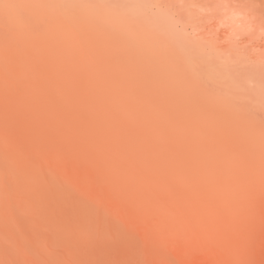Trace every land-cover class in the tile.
Returning a JSON list of instances; mask_svg holds the SVG:
<instances>
[{"label":"bare ground","instance_id":"1","mask_svg":"<svg viewBox=\"0 0 264 264\" xmlns=\"http://www.w3.org/2000/svg\"><path fill=\"white\" fill-rule=\"evenodd\" d=\"M192 2L200 7L196 13L221 20L240 12L251 18L252 31L264 28V0L146 3L159 15L181 11L185 26ZM33 3L46 10V31L40 30L46 37L26 48L25 58L18 45L23 37L9 34ZM127 3L122 11L104 9L100 0H0V35L9 36H0V264L138 260L134 233L124 231L116 210L126 213L132 229H151L144 244L153 264H180L166 257L171 241L187 256L193 246L203 249L207 264H249L257 256L264 231V122L237 102L231 87L214 83L207 90L204 77L210 71L215 80L216 73L191 64L169 31L145 22ZM70 15L85 19L82 26L73 18L72 25ZM243 18L236 19V32L245 28ZM22 30L21 36L31 32ZM37 76L47 84L34 83ZM47 141L58 149L51 158L43 154ZM63 159H73V166H56ZM92 172L101 185L87 180Z\"/></svg>","mask_w":264,"mask_h":264},{"label":"rangeland","instance_id":"2","mask_svg":"<svg viewBox=\"0 0 264 264\" xmlns=\"http://www.w3.org/2000/svg\"><path fill=\"white\" fill-rule=\"evenodd\" d=\"M100 1L102 3L100 5L104 9L108 10L109 9L108 7H110V9L118 8V9H121L122 11L124 8L120 4L126 3V1H127L128 2L127 4H130L132 7L134 6L135 10H140V11H138V13L140 14L141 17H143V15H144V21L145 22H148V19L150 21L152 20L155 24H157V26L161 27L163 30L171 32V34H168L169 32H167L168 37L171 36L173 38L174 43L177 46H179V48L181 50L188 51L190 58L192 56L191 64H193L192 62H195L193 65L196 64L198 66V68L203 67L202 68L203 70L205 68V72H206V69L211 68L214 71V73H216V75L214 74V76H215V80H214L213 78L211 79L212 76L209 75L211 73L209 70H207V71H209V74H208L207 78L204 77L205 79H208V82L206 80H204V84H206L205 87L206 86L209 88L212 87V88H210L212 90L213 88H215L214 83H216L215 86L217 84H219V86L223 87L222 85H224V89H226V90L228 89V87H231V90L232 89L235 90V91H233V93L236 96L237 102L240 103V105L242 104L243 106L244 105L247 106L249 104L248 106L251 108L250 109L251 114L255 116L256 121L258 120V122H259V120H260L261 123L263 124V122H264V28H261V27L258 28L257 27V28H255L254 31H252V29H249L248 28V25L250 26L249 20H251V18L249 16L246 17L243 13L241 14L240 12L231 11L230 13L225 15L220 20L219 18H213V16H207L205 13L200 14L201 13L199 10L200 7H198V8H196L197 6L193 7L194 3L192 2L191 3L192 5L190 4V6H191L190 9H192L193 11L191 12V10L189 9V11H190L189 14H190V18H191L190 21H192L191 23L194 25H192L190 23V24L184 26V24H182L179 21L180 16L183 14L181 11H179V10L174 11L173 10V11H171L172 13L171 12L168 14L160 13L162 15H159V13L153 11L155 9L149 10L147 8L146 2L148 0H104V2L102 0H100ZM129 1H130V3H129ZM115 2L117 3V5L114 4ZM136 3H138V4H136ZM36 4L38 6L35 5V3H33L31 5H27V6L22 8L23 10H25V12H28V13H26L25 16H23L24 17L22 19L23 23L17 24L15 26V31L13 29L14 27L9 28V30L11 32L14 31L13 33H11V35L9 34V32H6V30L9 31L8 29L5 28V30H4V32L8 33L9 36H12L13 34L16 33L15 35H17L18 37H23V38H20L21 39L20 41H22V40H24V41L22 43L20 41H18L21 44V45L20 44H18V45H19V47H21V52L23 53L24 56L28 54L25 51V49L26 48L29 49L31 47L36 46L35 44L37 43V40H40L42 35H44V34H41V31L43 33H45V31H46V28H44V26L42 24L43 22L46 21V17H47L46 14H45L46 17L44 16V13L46 12V10L41 7L39 9H41V11H43V13L42 12L38 13V11H39L38 7H40V6L38 3H36ZM110 5H112V6H110ZM64 6L67 7L68 5L66 4ZM44 7L46 8L47 5H44ZM48 7H49V5H48ZM141 7H142V10L145 8L146 9L144 11H142L141 9H139ZM193 8L195 9V11ZM42 9H44V10H42ZM49 9H50V7H49ZM196 9H198V11ZM51 11H52V9H51ZM149 11H152L153 13L149 12ZM25 12L22 11V15H24ZM33 12L35 14H39L38 15L39 17L36 16ZM70 12H72V11H70ZM70 12H68V13H70ZM193 12H195V13H193ZM196 12H200V13H196ZM52 13H54V11ZM98 13L100 14V12H98ZM174 13H175V15L173 16ZM179 13H181V14H179ZM191 13H193V15H192L193 17H196V15L198 14L196 20H198V17H199V19L200 18L201 19L196 21V20H194L195 18H193V20H192ZM31 14H33L32 19L31 18L28 19L27 16L30 17ZM40 14H42V17ZM54 14L56 15L57 12ZM66 14H67V11H66ZM72 14L73 13H71V15ZM170 14H172V16ZM199 14H200V16H199ZM240 14L242 15V17L240 16ZM63 15L64 14L61 15V18H65L64 16H66V15H64V16ZM100 15H102V14H100ZM155 15H156V17H155ZM168 15H170L169 18L171 17L173 19H171V18L169 19ZM203 15H206V17ZM238 15H239V17H238ZM70 16H68V17H70ZM77 16L78 15H76V17ZM202 16L205 18H203ZM151 17L153 19H151ZM240 17L241 18L244 17L243 19H244V21L246 20V22H245L246 26H244L245 28H241L240 31L237 30V32H236V30H233V29H234V26L238 25L239 23H235V21H236V19H241ZM70 18L72 20L71 24L74 22L73 21V19H74L80 24L79 25L75 21V23H77L79 26H82V23L85 21V19H83L82 22L80 23L78 21V20H80V18L78 20L75 19V16H74V18H73V16H71ZM70 18L68 20H70ZM166 18H168V19H166ZM66 19H67V17H66ZM66 19H64V20H66ZM27 20L29 22H31V21L33 22V20H34V24L32 22H31V24L29 22L26 23ZM68 20H67V22H68ZM161 20H163V22ZM168 20H170V21L168 22ZM173 20H175L176 23ZM176 20L179 22H177ZM51 21H53L54 26L56 24L57 28L58 27L60 28V26H58V23H56L57 21L54 23L55 19H51ZM156 21L159 24L156 23ZM164 21H166V22H164ZM193 21H194V23H193ZM68 23L70 24V22H68ZM75 23H74V25L77 26V24H75ZM164 23L169 25V26L171 24V26L167 27V25L165 26ZM168 23H170V24H168ZM160 24H161V26H160ZM33 25H34V27H33ZM38 25H40V26L38 27ZM66 25H68V24H66ZM35 26L37 29H39L40 33L37 31V29H35ZM41 26H43V27H41ZM0 27H2V26L0 25ZM30 28H31V30H30ZM32 28H34V30ZM19 29H21V30L19 31ZM22 29H25L26 31H31V32L29 33V35H26L27 33L24 32L23 36H21L22 35L21 31H24ZM171 30H173V31H171ZM225 30L229 32V34L227 33L228 36L226 35ZM35 31H37V33ZM63 31L66 32L65 30H63ZM0 32L3 33V29ZM31 33L33 36H34V34H36L40 38H38L36 35H35V37L37 39L34 38L31 35ZM173 33L175 36L179 35L180 37L181 36L183 37V38L181 37L182 39L178 37L181 40L182 44L179 43L180 41L177 42L178 38H174L175 36L173 35ZM2 35H0L1 39H2ZM185 35L187 36L186 38H185ZM229 35H231V36H229ZM9 36L6 35L4 37V35H3V38L8 39ZM14 36H13V38H10V41L15 42V40L18 37L15 36V37H17L15 39ZM44 36L46 37V35H44ZM171 37H169V38H171ZM29 38L32 40L30 41ZM47 38H49L48 40L51 39L48 35H47ZM13 39H15V40L13 41ZM25 39H27V40H25ZM61 39H62L61 41H63V37ZM31 42H34V43H31ZM49 42L51 43V40ZM24 52L27 54H25ZM35 52H36V50H35ZM28 56H25V58ZM34 61H33V63H31L32 67H34L33 66ZM212 70H211V72H212ZM206 73H205V76H206ZM21 75L23 76V78L21 76V80L23 81V85H24V82H28L27 75L22 74V73H21ZM208 77H210V81H209ZM37 78H38V76L36 78L34 77V81H33L34 83H39V85H42L44 83L47 84V80H45L44 78H38V80H37ZM24 79H26V81ZM35 80H37V82ZM201 80H203V78ZM232 84H233V86H232ZM226 86H228V87H226ZM234 86H235V88H233ZM207 87H206V89H207ZM207 90H209V89H207ZM228 90H230V89H228ZM47 98L50 99V97H47ZM28 99H30V98H28ZM32 101L34 102V98L32 99ZM35 102H36V100H35ZM35 108H36V106H35ZM33 112H35V110H33L32 112H30V111L28 112L30 114V118H32L31 113H33ZM20 113H23V112L18 111L19 116H21ZM28 113L26 116H25V113H23L24 116H22V118L24 117V119L27 120V117H28V119H29ZM30 120L31 119H29L28 121H30ZM48 142H49V147H48ZM17 143H19V144H17ZM16 145L19 146V149H21V150L26 148L25 144L23 143V141L21 139L16 140ZM50 145L51 146L54 145V147L57 146L54 143H50V141H47V146H46V149L44 150L43 154H45V156H47L49 158H51L53 155H55L54 152L58 151V149L54 148L53 146L51 147ZM48 148H50V150ZM31 158H33L32 160L35 159L34 161L38 160L37 159L38 154H36V152L34 151L31 154ZM66 161L67 160H65V159H63L62 162L57 161L56 166L60 167L61 169L64 168L63 167L64 163L67 164L69 167L73 166V164H74L73 159H69L68 162H66ZM92 173L90 174L89 179L87 178V180L89 182H91V184L93 186L101 185L102 181L99 179V177L96 174H94V173L92 174ZM116 212H117V215L119 218V223H120L121 227L124 229L125 232H129L131 230L134 233V236H135L137 243L139 245L138 246V254H137L138 260L130 259L128 264H153L152 261L150 260V257L146 251L145 244H144V241L146 240V238H150V239L153 238V235H152L153 233H152L151 229L144 224H142L140 226H134V228L132 229L131 226L128 225V223L126 221V217H125L126 213L121 212V211H117V210H116ZM259 241H260L259 242L260 245L257 247V256L255 257V259L253 261H250L249 264H264V231L262 232V235H261ZM170 243H171V245H170L171 248L168 251H166V257L169 259H172V261H180V264H184L181 262L184 260L186 262L188 261L187 263H189V264H207L206 263V252L203 249H202L203 252H202V250H197V249H199L198 246L197 247L193 246L192 248H194V249L193 250L191 249V254L189 256H187V254H185L183 249L181 248L180 242L171 241ZM118 247L119 246H117L116 249ZM119 250H123V249H119ZM215 253L221 258L222 255H220L221 254L220 252H215ZM221 259L225 260L223 256Z\"/></svg>","mask_w":264,"mask_h":264}]
</instances>
